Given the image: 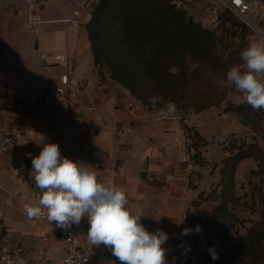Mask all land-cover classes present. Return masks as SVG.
Here are the masks:
<instances>
[{"label":"crops","instance_id":"crops-1","mask_svg":"<svg viewBox=\"0 0 264 264\" xmlns=\"http://www.w3.org/2000/svg\"><path fill=\"white\" fill-rule=\"evenodd\" d=\"M80 3L47 0L41 9L44 14L40 12L39 16L48 23L39 26L38 32H31L25 28L26 0L4 1L0 11V140L12 122L28 118L35 135L44 133L49 142H62L61 129L40 98L63 69L57 65L56 54H74L75 72L86 82L78 98L84 136L74 138L69 147L59 146L61 155L75 156L93 167L100 182L124 189L130 205L144 215L140 223L149 232L163 230L178 240L193 242L188 214L198 209L212 211L218 205L219 201L209 196L222 188L223 161L238 152L229 150L231 139L246 128L221 108L186 116L176 111L163 118L157 109L137 101L107 70L98 68L88 24L68 31L63 23L56 22L72 17ZM16 19L20 20L18 24ZM186 128L204 140L197 148L201 162L193 169L189 164L196 148ZM91 131L95 133L90 135ZM75 145L78 156L72 152ZM150 146L155 148L153 152L148 151ZM254 163L246 159L238 165L237 184L241 173ZM19 190L9 154L0 153V233L5 240L20 243L32 258L44 244L38 224L23 217L21 204L14 197ZM186 228L191 230L187 235L183 234ZM79 239L93 264H120L109 247L91 245L87 233ZM46 246L49 250L42 264H61L63 251L59 243L54 240ZM195 246L200 254L193 264H211L206 238L199 237ZM165 255L166 264H187V251L185 255L166 251Z\"/></svg>","mask_w":264,"mask_h":264},{"label":"trees","instance_id":"trees-1","mask_svg":"<svg viewBox=\"0 0 264 264\" xmlns=\"http://www.w3.org/2000/svg\"><path fill=\"white\" fill-rule=\"evenodd\" d=\"M173 1L102 0L87 25L88 38L97 66L106 65L112 79L144 106L161 107L153 108L149 102L151 97L159 95L163 101L174 102L177 109L195 107L199 113L217 94V90L208 89L212 78L207 73L221 72L223 66L215 36L188 21ZM194 62L199 66L191 70ZM178 69L180 71L176 72ZM198 135L195 133V138L201 139ZM192 146L196 148L193 159L200 163L198 145L192 142ZM252 149L258 148H229L232 153L238 152L223 161V195L228 185L235 189V172L242 161L252 158L260 162L264 157L260 151V157H255L249 152ZM227 211V201L222 197L212 211L198 209L189 213L188 228L193 231V242L196 244L199 237L204 236L209 246V230L218 227L214 217ZM198 225L200 232L196 231ZM236 250L260 263L264 261L262 254L259 256V252L264 251V221L240 240Z\"/></svg>","mask_w":264,"mask_h":264},{"label":"clouds","instance_id":"clouds-1","mask_svg":"<svg viewBox=\"0 0 264 264\" xmlns=\"http://www.w3.org/2000/svg\"><path fill=\"white\" fill-rule=\"evenodd\" d=\"M242 64L233 65L226 72V79L216 83L234 87L253 110L264 109V30L240 53ZM158 115H174L177 106L163 101L159 95L150 98ZM34 144L41 147L39 155L32 158L31 177L35 183L37 200L26 204L29 219L46 213L49 223L60 228L79 225L87 217V240L93 246L109 247L120 264H166L165 248L168 239L163 230L149 232L142 223V212L132 207L127 192L99 181L93 167L61 155L59 144L49 142L44 133H36ZM191 230L184 229L187 235ZM197 232L202 231L198 225ZM212 259H218L215 248L208 249Z\"/></svg>","mask_w":264,"mask_h":264},{"label":"built area","instance_id":"built-area-1","mask_svg":"<svg viewBox=\"0 0 264 264\" xmlns=\"http://www.w3.org/2000/svg\"><path fill=\"white\" fill-rule=\"evenodd\" d=\"M47 0H26L28 10L25 28L31 32H38L39 26L48 23L40 19L41 6ZM101 0H81L79 8L73 16L65 20L56 21L63 23L68 31H74L82 25L88 24L93 17V12L97 3ZM200 0H174L173 5L177 10H186L195 6ZM212 7H221L226 12L233 15L243 26L252 33L264 30V0H208ZM4 0H0V11L3 9ZM57 65L62 66V71L52 81L49 89L42 94L41 102L49 109V114L56 125L61 129V146L69 147L74 138L78 136V131L84 125V117L78 105V98L85 80L80 78L76 70L74 54L70 52H60L56 54ZM36 135L33 132L30 120L24 119L22 122H12L3 132L0 140V153L9 154L15 145L25 144L35 141ZM127 143H130L127 140ZM153 146L148 147L149 152H153ZM67 158L79 161L75 156L69 155ZM196 162L190 161L189 168L193 169ZM32 167H22L15 171L20 183V190L17 198L21 204L23 217L28 218L24 206L35 204L37 191L35 183L30 175ZM29 219V218H28ZM38 224L40 240L44 244L35 257L30 258L26 249L18 242H11L3 239L0 233V264H42L46 261V254L49 248L46 244L57 241L63 251L60 259L61 264H93V258L89 251L81 244L79 236L87 233L89 227L87 217L82 218L80 224L72 225L70 228L57 227L53 222H48L46 213L37 218L30 219ZM164 248L172 255L185 256L187 264H193L196 256L200 254L195 244L189 240H178L172 235L164 244Z\"/></svg>","mask_w":264,"mask_h":264},{"label":"rangeland","instance_id":"rangeland-1","mask_svg":"<svg viewBox=\"0 0 264 264\" xmlns=\"http://www.w3.org/2000/svg\"><path fill=\"white\" fill-rule=\"evenodd\" d=\"M4 1L10 3L15 0ZM101 1L97 3L95 10ZM180 11L185 13L188 21L201 26L204 30L211 32L215 36L216 49L223 66V71L221 72L208 70L209 72L207 74H211L212 78V81L209 83L210 88L208 87V89H211V91L217 90V94L213 95L212 103L199 113L212 108H221L225 112L230 110L228 113L236 117L246 128V131L239 134L236 138L231 139L229 148L247 149L250 146H257L258 149H252L249 152L257 158L260 157L258 154L259 151L264 154V109L253 110L243 100L242 94L238 93L234 87L216 83L217 80L226 79L225 74L231 66L243 63L240 53L248 46L249 41L255 38V34L223 8L212 7L208 3V0H200L195 6ZM43 14L44 12H41V15ZM19 21L16 19V24ZM261 25L262 27L264 26L263 24ZM18 33L21 34L22 32L18 31ZM191 65V70L199 66L197 62ZM98 68L102 71L107 70L109 72L106 65H99ZM179 71L178 69L176 72ZM177 111L184 116L199 114L196 112L195 107L177 109ZM186 129V133L191 138V142L196 143L198 145L197 147L202 146L204 140L201 137V139L195 138V134L191 128ZM83 132V129L78 131V140L84 136ZM93 133L95 131H91L89 134L91 135ZM56 143L59 146L62 144V142ZM78 143L79 141L76 142V145ZM76 145L74 148L72 147V152L78 156L76 153ZM252 160L255 162V165L248 167L246 169L247 172H244L245 174L243 172L241 173L239 183L237 184L235 181L236 185L234 190L228 185L227 191L223 195V186L221 185V189L214 190L211 194L210 198L219 201L218 205L222 201V197H224L228 206L227 213L220 216L218 214V216L214 217L218 227L209 230V248L214 247L219 257L214 260L209 255L211 264H264V261L260 263L258 260L247 257L241 250H236V246L240 240L254 226L264 221V157H262L260 162L254 159ZM261 254L264 257V251L262 253L259 252V256Z\"/></svg>","mask_w":264,"mask_h":264},{"label":"water","instance_id":"water-1","mask_svg":"<svg viewBox=\"0 0 264 264\" xmlns=\"http://www.w3.org/2000/svg\"><path fill=\"white\" fill-rule=\"evenodd\" d=\"M43 5L41 6V9ZM41 147L34 144V142H27L25 144L15 145L9 152L10 163L14 171L22 167H32V158L39 155Z\"/></svg>","mask_w":264,"mask_h":264}]
</instances>
